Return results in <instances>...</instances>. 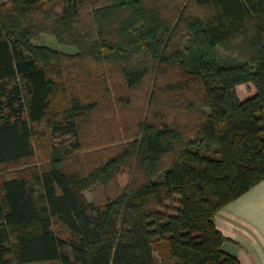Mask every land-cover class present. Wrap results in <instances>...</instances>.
I'll return each instance as SVG.
<instances>
[{"label": "trees", "instance_id": "trees-1", "mask_svg": "<svg viewBox=\"0 0 264 264\" xmlns=\"http://www.w3.org/2000/svg\"><path fill=\"white\" fill-rule=\"evenodd\" d=\"M171 1L0 5V175L18 171L0 177V264H240L223 250L215 217L264 180V0H174L170 12ZM47 3H58L65 31L95 5L96 39L51 34L79 60L115 66L128 90L152 81L153 113L116 155L99 150L87 177L71 160L96 106L71 97L58 115L67 83L57 80L74 70L33 44L30 19ZM246 84L256 92L242 101L237 87ZM43 123L55 144L37 167ZM122 169L130 173L122 193L88 203L84 192Z\"/></svg>", "mask_w": 264, "mask_h": 264}, {"label": "rangeland", "instance_id": "rangeland-1", "mask_svg": "<svg viewBox=\"0 0 264 264\" xmlns=\"http://www.w3.org/2000/svg\"><path fill=\"white\" fill-rule=\"evenodd\" d=\"M9 0H0V5L8 3ZM174 0L167 4L168 10L173 11ZM186 1L179 3L183 7ZM178 5L177 3H175ZM58 3H47L41 6V11L36 13L30 19L34 22V30L37 34L34 37L33 44L36 47H44L55 50L61 58L62 70H74L72 75L65 79L62 83V78L57 80L61 85L63 93L56 99V109L58 115L61 110L68 106L67 101L71 97H77L83 103L92 102L96 109L93 117H91L90 125L85 127L83 133V140L85 147L78 153V156L72 158L71 164H80L77 169L82 177H87L88 174L94 170L98 159L100 158V151L105 150V147L113 148L112 155H116L120 147L124 144H129L132 138V132L139 125L142 120H147L153 111L148 109V100L151 92L150 85L152 81L148 79L145 82L147 90L144 88H137L128 90L125 88L124 82L121 80L120 71L111 65H99L91 60H79L75 57L77 48L68 43H62L51 34L52 31L60 30V34L65 40H74L76 37L83 35H93L92 39H96L93 29L92 12L95 10V5L89 4L81 10L68 30L64 27H56L61 24V20L55 17L61 14V10L57 7ZM58 13V14H57ZM34 31V32H35ZM45 31L44 33H42ZM71 34H81L80 36H73ZM60 81V82H59ZM69 83L74 85L69 86ZM66 90V91H65ZM255 87L253 84H246L237 87V93L240 100L245 101L255 95ZM161 105L163 100L158 97ZM58 102V103H57ZM155 111V108H154ZM40 133L33 139L36 149V157L33 159L34 166L40 167L43 163H48L50 148L53 149L55 142L49 138L48 127L43 123L36 127ZM125 131V132H124ZM124 132L122 136L113 137L114 135ZM113 137V138H112ZM110 141V142H109ZM106 155V153H105ZM86 156L87 160L83 157ZM5 171L0 177H13L18 175L17 170ZM69 171V170H68ZM129 171L120 170L117 178L106 185H95L92 189L84 192V196L88 203H106L107 192L110 197H115L122 193L129 182Z\"/></svg>", "mask_w": 264, "mask_h": 264}, {"label": "crops", "instance_id": "crops-1", "mask_svg": "<svg viewBox=\"0 0 264 264\" xmlns=\"http://www.w3.org/2000/svg\"><path fill=\"white\" fill-rule=\"evenodd\" d=\"M223 250L240 264H264V180L219 212Z\"/></svg>", "mask_w": 264, "mask_h": 264}]
</instances>
